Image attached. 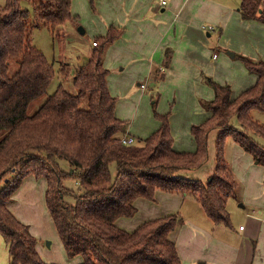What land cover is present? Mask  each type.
<instances>
[{
	"label": "trees",
	"instance_id": "1",
	"mask_svg": "<svg viewBox=\"0 0 264 264\" xmlns=\"http://www.w3.org/2000/svg\"><path fill=\"white\" fill-rule=\"evenodd\" d=\"M72 1L6 0L0 5V234L8 245L10 264H48L29 226L10 209L31 174L47 180V207L68 258L81 256L82 264H182L169 238L184 224L179 215L147 221L133 232L121 229L117 221L137 214L138 199L155 200L163 191L194 195L216 225L231 227L227 203L238 183L225 148L233 138L264 167V146L255 140H264V124L252 116L254 110L264 113V61L240 57L257 80L237 96L231 86L207 77L214 98L203 104L208 118L191 129L194 152L174 149L170 112L155 114L161 125L147 139L125 145L121 140L128 135V122L116 116L117 99L109 90L103 64L108 46L123 34L120 28L112 26L94 39L97 45L86 63L76 68L61 63L59 74L73 79L77 93L59 85L34 114L29 113L56 75L54 64L33 45L32 30L39 22L55 29L77 17ZM240 12L244 20L264 24V0H241ZM12 63L18 68L10 75ZM215 131L211 179L204 184L179 175L207 162ZM59 159L73 169L62 170ZM67 179L77 181V192L64 185Z\"/></svg>",
	"mask_w": 264,
	"mask_h": 264
},
{
	"label": "crops",
	"instance_id": "2",
	"mask_svg": "<svg viewBox=\"0 0 264 264\" xmlns=\"http://www.w3.org/2000/svg\"><path fill=\"white\" fill-rule=\"evenodd\" d=\"M91 1V5L87 1V7H103L92 35H96L98 32L95 31L99 29L105 36L112 26L123 30L121 37L108 46L104 67L112 71L111 75L127 77L128 82L119 86L123 93L135 89V85L142 86L139 81L144 78H155L160 84L156 101L159 105L166 103V110H160L162 112L158 114H168L167 107L175 105L169 121L173 147L178 152L196 150L191 129L208 118L209 113L203 104L214 98L207 77L231 86L234 96L256 83L257 76L248 71L240 57L264 61V24L242 18L241 0H167L165 6H161L160 0ZM76 2L72 1V7H79ZM204 25H212L215 30L204 31ZM176 108H181L179 114L175 113ZM116 116L128 121L127 134L137 142L147 139L161 125L160 120L152 115H148V119L137 116L131 124L129 118L127 120L120 114L117 105ZM139 120L142 127L138 126ZM258 121L264 124V118L263 122L262 118ZM229 144L232 145L227 148V141L225 157L238 183L229 199H233L234 204L239 203V208L250 207L246 214H238L243 216L246 226H239L233 233L229 230L232 225L229 228L216 225L191 194L163 191L156 193L155 200L138 199L135 203L138 212L132 217L137 220L120 218L117 225L133 232L147 221L177 214L187 224L178 226L169 238L175 242L182 264H264V167L238 143ZM211 176L213 174L206 177ZM47 187L46 178L31 174L25 178L15 197L21 198L25 192V202L34 196L46 201ZM24 203L14 205L15 212H11L29 226L42 259L48 264H60L51 259V252L40 241L39 232L31 224L29 207ZM233 221L235 223V218ZM52 222L54 226L47 237L57 241L64 250L53 219ZM68 259L66 264L83 263L81 256ZM10 262L8 245L0 234V264Z\"/></svg>",
	"mask_w": 264,
	"mask_h": 264
},
{
	"label": "rangeland",
	"instance_id": "3",
	"mask_svg": "<svg viewBox=\"0 0 264 264\" xmlns=\"http://www.w3.org/2000/svg\"><path fill=\"white\" fill-rule=\"evenodd\" d=\"M76 1V5H79V7H72V13H76L74 16L77 17H73L71 20L67 21L63 26L57 27L55 29L48 27L45 23L39 22L32 30L33 45L44 53L49 62L54 64L56 75L53 81L51 82L46 94L30 106V114H34L39 109V107L45 102V100L55 93L59 85H63L69 92L73 94L77 93V89L74 86L73 79L69 78L67 80H64V78L61 77V75L59 74L60 65L62 62H64L76 68L77 66L86 63L93 54V40L97 37L102 36V33L99 29L95 31L98 32L96 35H92V32L93 29L97 26V23L99 24V15H101L103 7H87V1L89 5H91V0ZM5 3L6 0H0V5H4ZM27 8H30V10H32L31 7ZM80 28L84 30L87 29V33L82 34L80 32ZM104 58L105 54L103 57V64ZM17 68V64L12 63L10 67V75L14 74L17 71ZM108 72L110 74L107 78L109 90L111 94L117 99V106L120 114L127 118V120L129 118V123L132 124L134 118L137 116L142 117V119H146L148 115H152V117H155L156 113L158 114L166 110L165 102H161L159 105V103L156 101L157 96L159 94L160 84L155 82L154 77H152L151 79L144 78L139 81L141 85L145 86L144 89H142V86L135 85V89L139 90H135L132 88L130 92L123 93L120 90L119 86L122 84L125 85L128 82L127 77L123 76V78H118L115 75H111L112 71H110V69L108 70ZM142 92L145 94L143 95ZM168 107V112L170 111L171 114L174 113L175 105H171ZM180 112L181 108H176L175 113L179 114ZM128 116H132V118ZM252 116L257 121L262 118L263 122V112L254 110L252 112ZM233 124L236 128L239 127L238 121L236 119L233 120ZM138 126H143L140 120ZM217 136L218 131H215L210 135L208 156L209 158L207 162L202 167L197 168L195 171H183L179 173V175L185 176L193 180H203L204 184L211 179L212 176L210 178H207L206 176L208 174H214L215 172ZM255 140L260 145L264 146L263 139L255 137ZM229 143H235L234 139L229 138L227 148L232 145ZM58 162L62 170L66 172H69L73 169L71 164L65 159H59ZM64 185L75 192H77L78 190V183L75 179H67L64 182ZM23 193L24 194L21 198H16L14 195L13 202L10 204L13 213L15 212L13 209L14 205H21L26 201V197L24 198L25 192ZM191 196L195 197L194 195ZM66 199L69 203H74L75 201L73 197H67ZM232 201L234 200L230 198L227 203V209L232 218V227L228 228L233 233H235L234 229L238 230L239 226L241 225L246 226V222L243 220V216L241 214L239 216L238 214H246L248 211H250V207H248L247 209L239 208V203L236 202L234 204V202ZM26 204L29 207L28 211L31 212L32 215L31 224L33 228L39 232L41 236L39 237L40 241L44 244L47 250L51 252V259H54L56 263L60 264L68 263L69 259L67 258V254L59 246L58 242L54 241L50 237H47V235L50 233V228L52 229L54 225L51 219V215L46 207V201L44 199H40V197L34 196L30 199L29 202L24 203V205ZM233 205L236 206V209H234ZM236 216L238 217L237 219ZM233 218H235V223H237V225L234 223ZM134 219L137 220L136 217ZM134 219L130 218V220ZM183 220L185 221V219ZM186 224L187 222L185 221V224H183L182 227H184ZM180 237L178 238V240H180Z\"/></svg>",
	"mask_w": 264,
	"mask_h": 264
},
{
	"label": "built area",
	"instance_id": "4",
	"mask_svg": "<svg viewBox=\"0 0 264 264\" xmlns=\"http://www.w3.org/2000/svg\"><path fill=\"white\" fill-rule=\"evenodd\" d=\"M166 3H167V0H160L161 6H165ZM202 29L204 31L212 32L215 30V27L212 25H204V26H202ZM93 45L96 46L97 44L94 42ZM215 57H217V55H215ZM142 87L144 88L145 86L142 85ZM121 141L125 145H131V144L136 143V139L134 137L128 136V135L124 136ZM241 229H243V227Z\"/></svg>",
	"mask_w": 264,
	"mask_h": 264
},
{
	"label": "water",
	"instance_id": "5",
	"mask_svg": "<svg viewBox=\"0 0 264 264\" xmlns=\"http://www.w3.org/2000/svg\"><path fill=\"white\" fill-rule=\"evenodd\" d=\"M80 32H81L82 34H84V33H85V30L82 29V28H80ZM231 56L234 57V54H231Z\"/></svg>",
	"mask_w": 264,
	"mask_h": 264
}]
</instances>
